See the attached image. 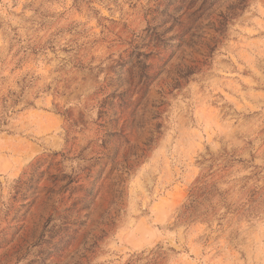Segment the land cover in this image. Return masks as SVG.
<instances>
[{"label": "rangeland", "instance_id": "obj_1", "mask_svg": "<svg viewBox=\"0 0 264 264\" xmlns=\"http://www.w3.org/2000/svg\"><path fill=\"white\" fill-rule=\"evenodd\" d=\"M0 264H264V0H0Z\"/></svg>", "mask_w": 264, "mask_h": 264}]
</instances>
